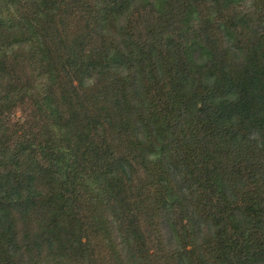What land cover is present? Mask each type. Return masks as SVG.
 Wrapping results in <instances>:
<instances>
[{
    "label": "trees",
    "instance_id": "1",
    "mask_svg": "<svg viewBox=\"0 0 264 264\" xmlns=\"http://www.w3.org/2000/svg\"><path fill=\"white\" fill-rule=\"evenodd\" d=\"M132 1L0 0V264H264V0H163L97 29ZM188 30L247 59L232 100L191 75L176 106L137 78L169 73Z\"/></svg>",
    "mask_w": 264,
    "mask_h": 264
},
{
    "label": "rangeland",
    "instance_id": "2",
    "mask_svg": "<svg viewBox=\"0 0 264 264\" xmlns=\"http://www.w3.org/2000/svg\"><path fill=\"white\" fill-rule=\"evenodd\" d=\"M163 0H133L128 6L125 7L121 15L104 16V20L100 21L97 25V29L102 33H112L117 27L128 23L129 16L136 10L142 9L148 11V13L158 12L161 10ZM167 14H163L165 18ZM188 39H190L183 52L176 55L175 59L179 60L181 66L174 59L170 61V72L163 74L167 68H160L158 64L148 65L146 69H137L136 76L142 75V80L146 84H154L160 86L164 80L166 84L165 88L161 89V96L169 104L172 103L177 106L186 99V92L188 90L189 80L191 75H196L204 81H217L224 85L221 90L213 89L212 98L216 102L224 100H232L230 87L239 84L243 78L246 68L248 66L247 59L239 53L232 43V38L228 34H218L217 41L213 40L206 46L204 43H200L196 37V33L199 31L188 30ZM184 36H186L184 32ZM217 44V45H216ZM177 50V49H176ZM178 51H176V54ZM112 65H114L112 63ZM136 69L131 65L127 68L126 73L128 75L134 73ZM168 70V69H167ZM104 75L103 71L99 74L92 75L88 82H94L99 79L102 80ZM140 76L137 78L139 79ZM165 84H162L165 85ZM152 85V86H154ZM151 86V87H152ZM151 89V88H150ZM255 87L253 88V90ZM151 92V91H150ZM152 94V93H151ZM184 101H183V99ZM255 108H257L255 110ZM250 114L246 118V127L254 122L256 118V112L263 111L260 108V104L255 102L251 105ZM263 113V112H262ZM235 122V121H234ZM237 122V121H236ZM235 122V123H236ZM238 139L244 142H248L247 135L244 131L238 132ZM257 146V145H256ZM219 150H221L219 148ZM220 189L223 192L233 191L239 188L240 185L246 184L245 178H239L237 176H226L220 174ZM248 178L254 179L256 183L257 192L264 193V151L257 150L254 153V159L250 162V169L248 170ZM253 183V181L251 180ZM238 221V218H235Z\"/></svg>",
    "mask_w": 264,
    "mask_h": 264
}]
</instances>
